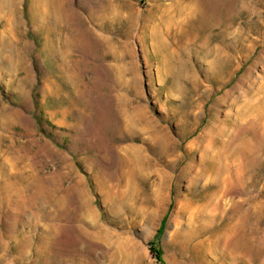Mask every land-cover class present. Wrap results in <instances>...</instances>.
Wrapping results in <instances>:
<instances>
[{"label":"rangeland","instance_id":"1","mask_svg":"<svg viewBox=\"0 0 264 264\" xmlns=\"http://www.w3.org/2000/svg\"><path fill=\"white\" fill-rule=\"evenodd\" d=\"M20 1L0 264H264V0Z\"/></svg>","mask_w":264,"mask_h":264},{"label":"bare ground","instance_id":"2","mask_svg":"<svg viewBox=\"0 0 264 264\" xmlns=\"http://www.w3.org/2000/svg\"><path fill=\"white\" fill-rule=\"evenodd\" d=\"M20 0H0V17H1V14L3 12V10H5L8 6H9V9L11 10V12H14L17 8V5L20 4ZM42 2V0H36V3L34 1V5H39L40 3ZM44 2V1H43ZM45 3V2H44ZM131 151H133V153H135L136 155H138V157L140 156V153L142 151L141 148H131ZM142 159H138L137 161H135L137 164L134 165V161L131 160L129 163H128V166H133V170L131 172V174H133L136 169H139L141 166H142ZM29 182V178L28 177H25L23 175H20V176H15L14 179H11V180H8L5 184V187L4 189L6 190V192H8L10 190V188H15L17 185H23L25 183ZM9 189V190H8ZM17 194V193H15ZM20 195V194H19ZM22 196V195H21ZM15 198V197H14ZM20 198V197H19ZM20 200V199H19ZM22 200V199H21ZM23 201V200H22ZM21 201V202H22ZM20 202V203H21ZM237 245V244H236ZM245 246V245H244ZM243 246V247H244ZM240 247V246H239ZM247 247H244V249L246 250ZM253 248V247H252ZM241 250V249H240ZM250 250V249H248ZM241 252V251H240ZM248 252V251H247ZM245 254V253H244ZM250 256V255H249ZM241 257V256H240ZM247 257V256H246Z\"/></svg>","mask_w":264,"mask_h":264}]
</instances>
